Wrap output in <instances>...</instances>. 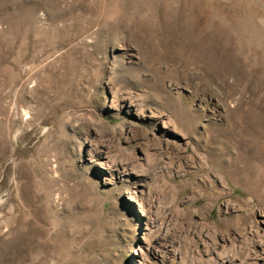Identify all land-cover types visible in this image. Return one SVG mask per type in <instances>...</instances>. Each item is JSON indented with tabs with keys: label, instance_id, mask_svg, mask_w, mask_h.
<instances>
[{
	"label": "rangeland",
	"instance_id": "obj_1",
	"mask_svg": "<svg viewBox=\"0 0 264 264\" xmlns=\"http://www.w3.org/2000/svg\"><path fill=\"white\" fill-rule=\"evenodd\" d=\"M220 263L264 264V0H0V264Z\"/></svg>",
	"mask_w": 264,
	"mask_h": 264
},
{
	"label": "bare ground",
	"instance_id": "obj_2",
	"mask_svg": "<svg viewBox=\"0 0 264 264\" xmlns=\"http://www.w3.org/2000/svg\"><path fill=\"white\" fill-rule=\"evenodd\" d=\"M227 261H229V262H232V260H231V258L230 259H226ZM221 264V263H220Z\"/></svg>",
	"mask_w": 264,
	"mask_h": 264
}]
</instances>
